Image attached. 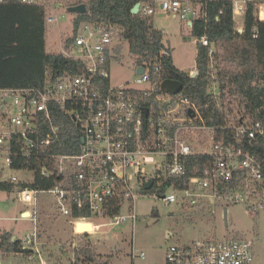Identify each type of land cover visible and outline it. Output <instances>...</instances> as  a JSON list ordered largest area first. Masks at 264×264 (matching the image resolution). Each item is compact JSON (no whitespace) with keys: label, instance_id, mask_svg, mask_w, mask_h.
Masks as SVG:
<instances>
[{"label":"built area","instance_id":"built-area-1","mask_svg":"<svg viewBox=\"0 0 264 264\" xmlns=\"http://www.w3.org/2000/svg\"><path fill=\"white\" fill-rule=\"evenodd\" d=\"M44 1L0 0V4ZM138 3V13L144 16L166 14L190 28L199 19L207 20L213 4L221 5L217 17L226 7L231 8L239 32H243L249 17L253 18L254 36L259 23L264 22V0ZM55 21L49 12L46 24ZM71 36L72 42L68 47L63 42L60 53L79 62V71L68 68L58 71L55 78L48 71L39 87H0V181L26 184L19 187V198L33 205L35 217L41 193L54 195L57 211L65 216L70 215L73 205L88 207L91 217L73 220L75 227L78 221L91 222L93 231L103 224H135L136 200L148 194L165 203L197 205L201 200L219 199L244 202L251 210L264 209V119L249 115L237 97L224 96L214 79L208 85L206 100L193 98L183 90L166 91L163 83L171 79L165 68L171 53L167 47L153 62L135 65V86H115L111 66L125 49L119 31L112 25L84 21ZM196 43L213 54L215 45L207 35L197 36ZM139 66L144 67L143 73L138 72ZM191 74H198L196 66ZM256 86L264 88V78ZM56 106L71 114L80 129L81 146L75 153L52 151L59 130L52 124ZM47 124H51L49 129ZM195 156L204 158L205 163L195 165L190 176V159ZM32 159L34 168L29 165ZM149 165L155 166L152 173L145 170ZM6 167L31 171L33 178L4 176ZM37 170L41 177L52 179L53 185L31 186ZM151 178L153 185L147 189ZM181 178H188L187 184L177 187L176 179ZM94 216L109 221L94 223ZM36 238L35 230L23 240L22 248L32 246L33 250ZM136 257L144 259L146 254L133 247L131 258ZM166 264L262 263L252 240L234 237L171 245Z\"/></svg>","mask_w":264,"mask_h":264},{"label":"trees","instance_id":"trees-1","mask_svg":"<svg viewBox=\"0 0 264 264\" xmlns=\"http://www.w3.org/2000/svg\"><path fill=\"white\" fill-rule=\"evenodd\" d=\"M66 7L78 4L86 5V12H72L74 35L84 21L105 23L114 26L119 35L128 42L129 55L135 65H146L155 60L159 51L169 48L165 68L168 77L183 83V91L199 100L209 99L208 85L214 79L224 96L237 97L246 112L258 119H264V88H258L256 82L264 78V22L259 23L257 35H253V18L247 19V26L239 32L230 7L218 15L220 4H213L207 12V20L199 19L191 27L192 34L207 35L215 49L212 55L209 49L197 44V75L191 70L178 68L173 60L172 49L164 42V30L153 25V18L134 14L132 8L142 0H62ZM48 1L39 4L10 2L0 4V87H39L47 79V72L56 77V73L65 69L77 72L79 62L67 58L62 53L49 52L46 48ZM73 36L65 38L68 47ZM120 52V49L118 50ZM214 76V78H213ZM226 94V95H225ZM52 124L58 126L53 150L56 153H75L81 146L80 129L71 114L59 106L53 112ZM49 125L47 124L48 129ZM46 126V127H47ZM25 161V159H21ZM202 157L190 159L189 175L194 174V166L204 165ZM34 168V159L29 162ZM171 182L172 178H168ZM188 178L176 179L177 187L186 186ZM0 181V189L11 191L16 186ZM53 185V180L43 178L37 170L35 182L31 186ZM92 213L88 207L73 205L69 218H88ZM1 251L9 254L30 255L32 250L22 248V239L10 231L1 233ZM89 246L82 248L85 264H109L108 260H96ZM76 264H82L80 260Z\"/></svg>","mask_w":264,"mask_h":264},{"label":"rangeland","instance_id":"rangeland-1","mask_svg":"<svg viewBox=\"0 0 264 264\" xmlns=\"http://www.w3.org/2000/svg\"><path fill=\"white\" fill-rule=\"evenodd\" d=\"M48 1V11L56 21L47 25L46 48L60 53L63 42L74 33L73 13L62 0ZM153 25L164 30V42L172 49L175 65L182 70L196 66L197 43L191 28L179 18L155 14ZM124 53L111 66V79L115 86H135L137 68L130 58L128 42ZM149 173L155 166L145 167ZM14 175L21 180H32L33 173L6 167L5 175ZM20 189H0V236L10 231L23 240L35 230L36 244L27 250L30 255L9 254L4 256L0 246V264H82V248L89 246L96 260H108L109 264H166V252L171 245H184L198 239L223 240L242 237L254 242L256 257L264 264V209L251 210L244 202H228L215 199L201 200L197 205H182L181 202L165 203L153 195L136 200L137 220L119 226L103 224L93 232L76 233L74 220L57 211L55 197L41 193V205L36 217L34 207L20 197ZM227 209V219L225 217ZM25 211L31 215L24 216ZM94 223H106L108 219L96 216ZM83 227L80 231L88 230ZM1 244V237H0ZM144 251L146 257L131 258L132 248ZM92 264V263H91Z\"/></svg>","mask_w":264,"mask_h":264},{"label":"water","instance_id":"water-1","mask_svg":"<svg viewBox=\"0 0 264 264\" xmlns=\"http://www.w3.org/2000/svg\"><path fill=\"white\" fill-rule=\"evenodd\" d=\"M87 8H86V5L85 4H78V5H72V6H69L68 7V11L69 12H78V13H84L86 12ZM132 12L134 14H138L139 12V3H136L134 5V7L132 8ZM144 71V67L142 66H139L138 67V72L139 73H143ZM163 88L166 90V91H169V92H173V93H178L180 92L181 90L184 89V85L181 81L179 80H174V79H166L163 83ZM145 114L148 115V109L145 110ZM153 182H154V179L151 178L147 184H146V188L147 189H150L153 185ZM225 217L227 219V209H225ZM30 215V212L29 211H26L24 212V216H29ZM80 225H92L91 222H82V221H78L76 223V232L79 233V226ZM93 231V230H92ZM85 232H88V231H85ZM85 232H82V233H85ZM15 239V236L13 237Z\"/></svg>","mask_w":264,"mask_h":264},{"label":"crops","instance_id":"crops-1","mask_svg":"<svg viewBox=\"0 0 264 264\" xmlns=\"http://www.w3.org/2000/svg\"><path fill=\"white\" fill-rule=\"evenodd\" d=\"M192 69H193V68H191V70H192ZM25 212H26V211H25ZM83 227H86V228L89 227V229H88V230L81 231V232L78 230L79 233H82V232H85V231L92 232V230L94 229V228H93V225H80V226H79V229H81V228H83Z\"/></svg>","mask_w":264,"mask_h":264},{"label":"bare ground","instance_id":"bare-ground-1","mask_svg":"<svg viewBox=\"0 0 264 264\" xmlns=\"http://www.w3.org/2000/svg\"><path fill=\"white\" fill-rule=\"evenodd\" d=\"M80 231V230H79ZM81 232V231H80Z\"/></svg>","mask_w":264,"mask_h":264}]
</instances>
